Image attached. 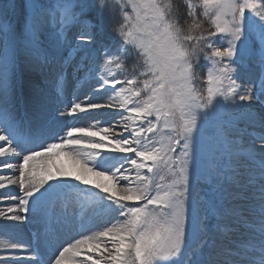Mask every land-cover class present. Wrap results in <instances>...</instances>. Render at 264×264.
<instances>
[{
	"label": "snow or ice",
	"instance_id": "6c2138e0",
	"mask_svg": "<svg viewBox=\"0 0 264 264\" xmlns=\"http://www.w3.org/2000/svg\"><path fill=\"white\" fill-rule=\"evenodd\" d=\"M183 5L184 13L176 0H0V142L7 144H0V157L20 156L13 141L27 153L18 179L8 180L19 183L23 196L11 197L18 204L0 217L22 221L31 211L46 232L70 222V204L79 210L81 232L88 229L86 214L102 217L98 230L67 243L54 264H212L215 235L241 228L242 238L226 250L225 264H264V114L253 104H264V80L254 94L237 76L252 54L253 39L264 68V0H183ZM117 6L120 44L115 51L101 44L97 65L93 46L102 28L97 30L89 14L95 9L111 16ZM73 28L78 35L69 41ZM62 49H68L64 63L83 73L85 83L94 82L92 92L107 96V102H73L54 112L37 102L33 119H17L20 56L47 66ZM66 84L58 74L53 82L58 101ZM100 108L119 110L111 128L120 126L126 136L95 126L52 131L54 119ZM228 108L236 111L228 115ZM61 153L82 157L80 170L38 173L29 167ZM17 212L23 215H8ZM85 248L98 258L78 261ZM32 264L40 262L33 258Z\"/></svg>",
	"mask_w": 264,
	"mask_h": 264
},
{
	"label": "rangeland",
	"instance_id": "374dc122",
	"mask_svg": "<svg viewBox=\"0 0 264 264\" xmlns=\"http://www.w3.org/2000/svg\"><path fill=\"white\" fill-rule=\"evenodd\" d=\"M5 2H7V0H5ZM98 15L100 16L99 13H98ZM77 35H78L77 29L73 28L68 33L69 41H75ZM256 43H257V41L252 40L251 49H252L253 54L255 53V48L257 46ZM67 51H68V49H62L61 52L59 54H57V55L67 54ZM95 54H97V53L95 52ZM253 54H251L250 56H252ZM97 55H98V63H96V64L99 65L102 62V60H103V53L100 52ZM254 56H256V55L254 54ZM54 70H55V68L52 65L48 64L47 66L42 67L41 71H39V72L37 70H32L31 72L27 71V73H24L23 75L17 76L16 91H19V93H20L21 103H22L23 108L25 110H30V114H31V118L32 119L34 118L35 113H36V106H35L36 103L37 102L44 103L42 95L43 96L46 95V92L40 93V94L36 93L35 90L39 91V89H36V87L41 85V82L38 83V81H39V79L41 80L42 78H46L47 75H51V78L42 80V82H45V81L50 80V79H52V80L54 79L55 80L57 78V75L60 74V72H57V71H54ZM77 75L82 78L83 73H76L75 71L72 70V76L68 75L66 77V74H65L64 77L66 78V81H67L65 94L61 98V100H60V102L58 104H57V101H56L57 99L55 97L54 91L51 92V95L48 94L49 99H48V102H47L46 106H47V109L50 112H54L53 110L56 107H58V108H60L62 110L63 106H66L67 104L69 105L70 103H73V102L81 103L83 106H85L84 103L79 101V99L81 97L82 98L86 97V98H90L91 99L94 96L99 95V100H97V101L95 100L94 102L90 101V103H103V102L106 103L107 102V99H108L107 96H102L100 94H94L92 92V86H93L94 82H92V83H84L82 85V87L79 88V90H76V87L74 85L78 84L80 82L77 80V78L75 79L73 77L77 76ZM262 80H264V74L261 71H258V70H255L254 73L248 74L246 76L244 74H242L239 77V81L242 82L245 86L251 87L254 94L258 91L259 85H260ZM253 104H254V109H255L256 112H258V110H257V109H259L258 106L263 105L259 101H254ZM30 107H33V110H31ZM90 110L91 109H88L86 112H89ZM99 110H101V109H99ZM108 110H110V109H108ZM14 112H15V116L17 117L18 112L17 111H14ZM113 113L115 114V112H113ZM113 113H110V115H112ZM79 114H80V116H82V113H79ZM110 118H112V120L109 121L108 119H110ZM119 119H120V117H118L117 119H114L113 115L112 116H104L103 117L101 115L93 113V114H91V115H89L87 117H84L83 120L81 119L82 121H80V124L82 125V127L95 126L93 130H96V128H99V127L110 128V125L116 124ZM19 120H26V119L23 118V117H20ZM116 128L118 130H113V129L110 128L113 131V137H115L117 135H121V134L125 135V136L127 135V133L124 132L123 129L120 126H117L114 129H116ZM101 135H103V133H101ZM113 137H110V139H112ZM95 139L98 140V139H100V137H96ZM83 151L87 152L89 150L88 149H84ZM101 151H107V150H101ZM77 159H80L81 161H83L82 157L74 158L73 156L67 155L61 160H59V158H56V160H57V162L55 161L56 164L51 165L52 162L49 161V163L46 162L44 165H45V169H50L51 171H54V170H52L53 168L55 170L57 169V171L58 170H63V168H64V171L77 172L78 169H79L78 168L79 164L77 163ZM48 165H50V166L47 167ZM41 167L43 169V166H41ZM19 171L20 170H19V165H18V168L15 170V172L12 173V177L13 178L7 177V179H5L3 181H0V183L8 182V180H10V179H16L17 178V174H18V177H19ZM0 176L6 177V175L2 174V173H0ZM50 183H55V181H50ZM73 183H76V181H74ZM121 183L123 184L124 182L121 181ZM5 184H9V182L8 183H4V185ZM17 184H18V187L20 189L19 183H16V185ZM81 186H84V185H81ZM20 192H21V194L23 193L21 190H19V196L18 197L21 196ZM13 204H16V203H13ZM31 207H32V205H31V202H30V208ZM75 208H76V206L74 204H70L69 205V207L67 209V212H68V215H69V221L70 222L67 225L63 226V227L55 225V224L52 225V228L55 229V231H47L46 232L45 224L39 218L33 216L31 211L27 214V218H26L27 227H28V230H30V232L34 235L33 237H34V239L37 242L36 244H37V249L40 250L39 252H42L46 248V246L51 242V239H57V236L66 237L70 233H74L76 228L78 229V225H80L79 224L80 223V219H77V212H75ZM13 214H17V213H13ZM19 215H22V213H20ZM93 216H95V215H93ZM3 218L4 217H0V224H4L3 223V220H4ZM85 218H86V216H85ZM22 222H23L22 224L24 225V220H22ZM23 225L21 226V228L25 229L23 227ZM1 228H0L1 231L4 230V228H2V229ZM5 230L8 231L7 229H5ZM1 231H0V233H2ZM35 234H36V236H35ZM86 234H89V233L86 232ZM72 236H73V240L72 241H68L66 243H65L66 240L65 241L64 240L61 241V243L59 245H57V246H54V248H52V250L49 253H54L56 248L59 249L60 246H61V248H60L61 250L60 251H62V248L64 246H67V243L73 242L76 238H80L82 236V233H80L79 235L78 234H76V235L72 234ZM26 238L29 239V234H27ZM3 239L9 240V237H3ZM20 240L22 241L21 238H20ZM21 245H23L22 242H21ZM49 248H50V246H49ZM85 249L88 250L87 248H85ZM53 250H54V252H53ZM86 250L84 252H86ZM47 254H48V250L44 252V256L47 255ZM90 255L93 256L92 252H90ZM85 256L86 255L84 254L83 257H85ZM78 261H80V260H78ZM51 264H54V261Z\"/></svg>",
	"mask_w": 264,
	"mask_h": 264
},
{
	"label": "bare ground",
	"instance_id": "6f19581e",
	"mask_svg": "<svg viewBox=\"0 0 264 264\" xmlns=\"http://www.w3.org/2000/svg\"><path fill=\"white\" fill-rule=\"evenodd\" d=\"M100 111H102V109ZM110 113H113V111L108 110V114H110ZM66 125H68V122H67L66 118L63 117V118H61V120H59L58 124H54V123L52 124V131L53 132H61V130ZM61 134H62V132H61ZM48 142H53V141L49 140ZM37 150H39V149H37ZM19 152H20V162L22 163L23 162L22 156L24 154H27V153L23 152L21 149L19 150ZM59 155H49L47 158H44V159L38 158L37 160L30 162L29 167L34 168L39 173L40 170L42 169L41 166H43V169H45L44 164L46 162L49 163V161H51L52 162L51 165L56 164V162H57L56 158L61 157V156L66 155V154L61 153ZM82 162L83 161H81V163ZM78 166H79L78 167L79 168L78 171H79L80 170V164ZM91 166H92V164L89 161V167H91ZM63 170H64V168H63ZM88 176L90 177V179L103 180V177L98 178L93 173H88ZM16 179H18V174H17ZM76 183H78V182H76ZM19 190L20 189L18 187V184L16 185V184H11V183L5 184L4 188H0V211H7V209L9 207H15L18 204L19 200L18 199H11V197L21 198L23 196V193L21 194V192H20L21 196L18 197L19 196ZM41 191H43V189H41ZM37 195H39V193H37ZM13 203H16V204H13ZM12 214L13 213H8V215H12ZM17 214H18V212H17ZM3 219H4L3 220L4 224H0V228L1 227L4 228V230H2V231L0 230L2 232V233H0V264H32L33 258H35V260L37 261L36 255L34 254V249L32 247L31 241H30L31 236H29V239H27L26 238L27 234H28L27 231L25 229L21 228V226L23 225L22 224L23 222L22 221H12V220L5 219V218H3ZM92 220H94L95 223H99L102 220V218L100 216L95 215V216H93ZM5 229H7L8 231H6ZM234 234H235L234 236L242 238L240 235H237V233H234ZM3 237H10L12 241L5 240V239H3ZM20 238L22 239V241L20 240ZM214 239H215L214 245H221L222 242H221V239L218 237V235H215ZM21 242L23 245H21ZM65 243H66V241H65ZM11 244H19L20 247L12 248V247H10ZM5 245H9V247H5ZM60 248H61V246H60ZM60 248L59 249L56 248L55 252L49 257L45 255L44 256L45 262L43 264L53 263L55 255H58L59 251L61 250ZM85 250L86 249H84V251ZM212 252H214L213 247L211 249V254H212ZM92 254H93V257L98 258V255L96 253L92 252ZM26 256H27L26 260L23 259ZM84 259H86V258H83L81 256L78 258V260H80V261H82ZM213 261L215 262L214 258L212 257V262ZM89 264H91V262H89Z\"/></svg>",
	"mask_w": 264,
	"mask_h": 264
}]
</instances>
